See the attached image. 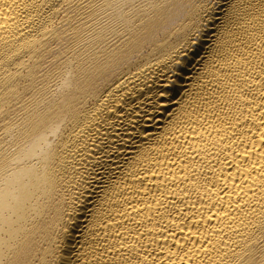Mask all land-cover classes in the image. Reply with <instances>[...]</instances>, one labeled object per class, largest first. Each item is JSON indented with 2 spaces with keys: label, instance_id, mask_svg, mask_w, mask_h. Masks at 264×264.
Segmentation results:
<instances>
[{
  "label": "bare ground",
  "instance_id": "bare-ground-1",
  "mask_svg": "<svg viewBox=\"0 0 264 264\" xmlns=\"http://www.w3.org/2000/svg\"><path fill=\"white\" fill-rule=\"evenodd\" d=\"M0 264H264V0H0Z\"/></svg>",
  "mask_w": 264,
  "mask_h": 264
}]
</instances>
